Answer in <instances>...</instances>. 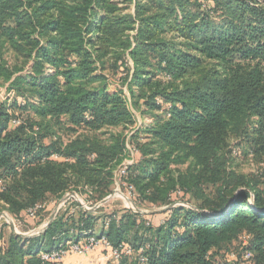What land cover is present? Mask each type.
Here are the masks:
<instances>
[{"label":"trees","instance_id":"obj_1","mask_svg":"<svg viewBox=\"0 0 264 264\" xmlns=\"http://www.w3.org/2000/svg\"><path fill=\"white\" fill-rule=\"evenodd\" d=\"M0 83L13 94L0 101V211L35 227L69 190L98 202L130 145L116 178L137 206L195 208L156 224L119 211L101 233L112 247L142 248L147 264H264V190L229 146L264 171V0H0ZM129 103L152 118L130 135ZM97 218L67 208L39 236L0 235V264H44Z\"/></svg>","mask_w":264,"mask_h":264},{"label":"rangeland","instance_id":"obj_2","mask_svg":"<svg viewBox=\"0 0 264 264\" xmlns=\"http://www.w3.org/2000/svg\"><path fill=\"white\" fill-rule=\"evenodd\" d=\"M120 87H122L124 89V93L127 96L128 94H127L126 89L123 86H121L120 83L116 79H113V78L110 79V82H109V90L110 91L116 90V89H118ZM7 93H10V92L6 91L5 84L0 83V101H3V100L6 99V96H7L6 94ZM12 95H10V98H12ZM10 98H8V99H10ZM128 106H129V108H130V110H131V112L133 114L134 120H135V123L129 129L128 135H130L138 127H144V126L150 124L152 122V118H151V116H150V114L148 112H144V108L142 110V108L133 107L130 103L128 104ZM229 143H230L229 146L232 148L233 153H234V154H232L231 167L234 168L236 171H238V172H240L242 174H245L247 176L258 177L259 180H260V183H259L258 187L260 189L264 190V171L262 169H260V165L255 162V160L253 159V157L251 155L244 154L242 147L240 148L239 153L235 152L234 147H235V145L237 143V140L235 138L231 137ZM127 147H130V145H127ZM128 154L130 155V152ZM120 165H118L116 167V170H118ZM262 167L263 166H261V168ZM180 168H184V166H181ZM116 170L114 171V175L116 173ZM114 189H119L126 196H128L130 199H132L131 198L132 193H130L128 190L127 191L124 190L119 185L118 179H116V178L114 179V184L112 186V191ZM65 194L69 195L68 196V198H69L68 202L71 203L72 206H75L76 203L78 204V202L76 201L78 199L81 200V202L83 203L84 206H87L86 209L93 208V206L96 203V202H92L91 200H88L84 193H77V192H75L73 190H69V191L65 192L63 194V196ZM63 196L59 197L56 200L57 201L60 200ZM57 201L54 202V204L52 206H50L49 210L46 211V215H45L43 221L39 225H37L35 227H33L32 222H25L22 218L10 214L6 209H2L0 211V213L1 212L5 213L7 215V217H9L11 219V221L13 222V224L15 226L16 231L21 232V233H25V232L31 231L34 228H37L42 223H44L46 221V219L48 218V216L50 215V213H51L54 205L57 203ZM139 208L144 209V210H153V209H157V208H160V207L151 208V207H141L140 206ZM81 209L83 211H90V210H85L83 207H81ZM124 209H128L126 207V204L124 203V200L121 197H119V196H114L110 200H108L106 203H104L103 205H101V206H99V207H97L95 209H91V212H93V215L98 217L97 218L98 219L97 223L99 224L101 222L102 218H104L105 215L108 216V215H111L113 213L117 214L119 211H122ZM143 216L144 217L147 216L144 219L146 221H148L149 224H156V223L159 222V219L161 217H163L161 213H152V214H149V215L147 214V215H143ZM27 221H31V220H27ZM10 233L14 234V230L12 229L11 225L9 223H7V218L6 217H1L0 218V235L8 236ZM237 244H238V241H236L234 243V246L237 245ZM228 257L230 259H233L234 255L233 254H229Z\"/></svg>","mask_w":264,"mask_h":264},{"label":"built area","instance_id":"obj_3","mask_svg":"<svg viewBox=\"0 0 264 264\" xmlns=\"http://www.w3.org/2000/svg\"><path fill=\"white\" fill-rule=\"evenodd\" d=\"M10 93L6 94V98L12 95V93ZM14 122L17 123L18 121L15 120ZM127 148L130 152V157L122 161L118 170H116L115 178L124 174L125 168L133 162V154L135 151L130 147ZM50 157L51 159H60V156L57 154H53ZM128 191L132 193L131 188H129ZM68 199L60 205L59 210H66L69 208V214H73L78 207H87L83 205L81 200H79V202L76 200L78 204L72 206L71 203L68 202ZM48 204L49 202L36 204L33 207L28 208L25 213L27 217L34 219L38 216L39 212L46 209ZM111 218L118 219L119 217L116 214H112L111 217L103 219L102 222L104 228L108 226ZM98 249L101 257H103L106 261H111V264H121L125 258L128 259L129 264H147V257L142 248L134 252L132 245L127 243H122L118 247H112L104 234H97L93 231L81 232L79 236L77 235L75 238H69L64 242L59 243L55 248L49 251L41 252L40 256L44 264H76L66 263L64 261V257L68 254L86 256L88 253ZM248 257H250V253L245 254V258ZM132 259L135 260V262H132Z\"/></svg>","mask_w":264,"mask_h":264},{"label":"water","instance_id":"obj_4","mask_svg":"<svg viewBox=\"0 0 264 264\" xmlns=\"http://www.w3.org/2000/svg\"><path fill=\"white\" fill-rule=\"evenodd\" d=\"M68 194H65L60 200L57 201V203L54 205L50 215L48 216V218L46 219V221L44 223H42L40 226H38L37 228L32 229L29 232H25V233H21L16 231L15 226L13 224V222L11 221V219L9 217H7V215L5 213H0V218L1 217H6L7 218V223H9L12 227V229L14 230V234L18 237L21 238H30V237H36L39 236L41 234H43L46 230V228L49 226V224L51 223V221L55 218V216L58 213L59 207L60 205L65 202L68 199ZM114 196H119L124 200V203L126 204V207L130 210H132L133 212L142 214V215H149L152 213H162L164 212L166 209H169L175 205H184L187 207H191V208H195L194 206H192L189 203L186 202H181V201H177V202H173L167 206H163L157 209H153V210H144L139 208L132 199H130L128 196H126L122 191H120L119 189H114L109 195H107L106 197H104L103 199L99 200L98 202L95 203V205L93 206V208L91 209H95L101 205H103L104 203H106L108 200H110L112 197ZM79 202V199L77 200ZM85 210H90L91 209H86V207H83ZM202 213H204L205 215L212 217V218H216L222 215V212L219 213H211L208 211H201Z\"/></svg>","mask_w":264,"mask_h":264},{"label":"crops","instance_id":"obj_5","mask_svg":"<svg viewBox=\"0 0 264 264\" xmlns=\"http://www.w3.org/2000/svg\"><path fill=\"white\" fill-rule=\"evenodd\" d=\"M97 222L98 219L95 222L94 231L97 234H101L103 232V222L102 220L99 224ZM99 249L94 252L88 253L86 256H81L78 254H68L64 257V261L66 263L76 264H111V261H106L103 257H101Z\"/></svg>","mask_w":264,"mask_h":264}]
</instances>
